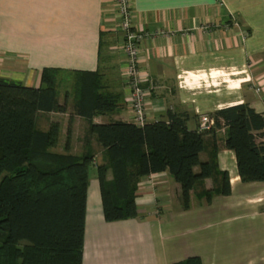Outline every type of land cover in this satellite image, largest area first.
<instances>
[{
    "label": "crops",
    "instance_id": "0c3cea01",
    "mask_svg": "<svg viewBox=\"0 0 264 264\" xmlns=\"http://www.w3.org/2000/svg\"><path fill=\"white\" fill-rule=\"evenodd\" d=\"M130 1L132 23L146 33L138 66L143 85L151 86L147 121L172 110L187 114V127L194 128L201 113L241 102L264 113V0ZM110 2L0 0V76L38 86L44 67L100 68L109 87L125 96L121 38ZM124 96L93 121H133ZM58 99L63 102L64 94ZM39 117L42 129L60 122L58 151L92 152L95 165L103 161L87 120L68 104L65 111H39ZM214 132L230 192L209 201L196 196L197 186L183 208L179 182L161 170L138 181L137 216L108 221L99 181L89 173L82 264H170L192 254L202 264H264V180L243 181L234 151L223 145L225 126ZM207 151L200 152L202 159ZM213 184L212 177L204 179L205 187Z\"/></svg>",
    "mask_w": 264,
    "mask_h": 264
},
{
    "label": "trees",
    "instance_id": "16d2710c",
    "mask_svg": "<svg viewBox=\"0 0 264 264\" xmlns=\"http://www.w3.org/2000/svg\"><path fill=\"white\" fill-rule=\"evenodd\" d=\"M63 81L72 89L73 112L87 120V132L103 147L96 176L105 220L137 216L138 181L161 170L179 182L183 208L190 206L191 190L197 186L196 196L207 201L214 194L229 193L214 132L222 125L223 145L234 151L240 178L264 180V139H259L264 136V113L247 102L208 113L214 123L207 129L188 128L187 114L172 110L166 118L142 124L123 119L95 122L94 115L114 110L124 96L109 87L100 68L44 67L38 86L0 76V264H82L93 153L52 149L59 142L58 120L45 129L36 126L39 111L67 109L68 87L63 102L58 99ZM206 149L202 159L200 152ZM207 177L214 182L210 188L203 185ZM170 264L202 260L192 254Z\"/></svg>",
    "mask_w": 264,
    "mask_h": 264
},
{
    "label": "built area",
    "instance_id": "2783aa9c",
    "mask_svg": "<svg viewBox=\"0 0 264 264\" xmlns=\"http://www.w3.org/2000/svg\"><path fill=\"white\" fill-rule=\"evenodd\" d=\"M109 2L112 14L117 18L113 28L120 32L121 38L119 48L124 60L122 76L127 86L124 101L132 111L133 121L142 124L147 121V96L151 87L143 85L142 81L146 77L140 72L138 66L140 44L146 33L141 29H136L132 23L133 11L130 0H109ZM213 123L214 118L208 113L200 114L198 123L200 129H207Z\"/></svg>",
    "mask_w": 264,
    "mask_h": 264
},
{
    "label": "rangeland",
    "instance_id": "374dc122",
    "mask_svg": "<svg viewBox=\"0 0 264 264\" xmlns=\"http://www.w3.org/2000/svg\"><path fill=\"white\" fill-rule=\"evenodd\" d=\"M110 71H111V73H113V75L116 73V70L113 67H110ZM63 79H64V76H63ZM67 87L69 89V102H68V105H69V108L72 109L71 108V105H72L71 104L72 89H71V86H70V84L68 82L66 83L65 81H63L62 86L60 88V95H62L64 89H66ZM39 121L41 123V121H42V118L41 117H39V120L38 119L36 120V126L39 127V128H41V125H40ZM56 147L57 146L52 147V149L57 150ZM89 173H90V175L96 174V165L94 163L91 164L90 169H89Z\"/></svg>",
    "mask_w": 264,
    "mask_h": 264
}]
</instances>
